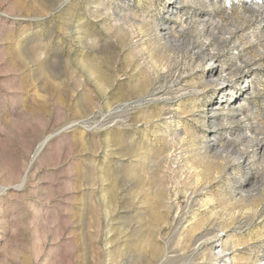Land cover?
<instances>
[{
  "label": "rangeland",
  "instance_id": "1",
  "mask_svg": "<svg viewBox=\"0 0 264 264\" xmlns=\"http://www.w3.org/2000/svg\"><path fill=\"white\" fill-rule=\"evenodd\" d=\"M0 264H264V0H0Z\"/></svg>",
  "mask_w": 264,
  "mask_h": 264
}]
</instances>
